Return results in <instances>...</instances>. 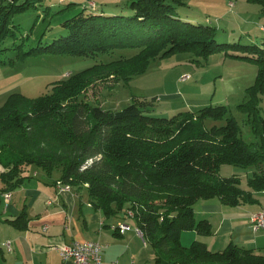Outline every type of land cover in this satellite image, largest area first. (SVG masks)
<instances>
[{
	"label": "trees",
	"instance_id": "1",
	"mask_svg": "<svg viewBox=\"0 0 264 264\" xmlns=\"http://www.w3.org/2000/svg\"><path fill=\"white\" fill-rule=\"evenodd\" d=\"M39 1L1 0L0 65L44 53L96 57L117 49L136 52L69 74L37 97L17 92L6 97L0 106L3 189L18 187L31 167L48 175L58 171L60 182L84 188L92 207L105 217L126 218L131 211L135 227L154 251L155 264H264V255L233 242L215 251L198 239L189 246L180 243L185 230L212 233L206 219L195 218L198 199L217 197L237 206L256 203L254 192L264 191V114L258 107L264 93V48L218 42L214 26L178 14L176 6L184 0H117L127 12L105 14L84 7L62 21L66 34L22 50L23 43L15 41L19 25L12 18ZM248 1L264 8V0ZM8 37L13 42L5 46L2 41ZM8 50L17 51L14 58L4 57ZM181 51L203 58L223 51L257 63L246 100L237 104L245 115L240 123L224 104L164 117L152 115L153 103L145 100L112 110L80 99L94 81H125L144 72L152 59ZM207 119L224 122L206 127ZM243 126L251 140L244 137ZM222 164L250 168L246 187L237 174L220 175Z\"/></svg>",
	"mask_w": 264,
	"mask_h": 264
},
{
	"label": "rangeland",
	"instance_id": "2",
	"mask_svg": "<svg viewBox=\"0 0 264 264\" xmlns=\"http://www.w3.org/2000/svg\"><path fill=\"white\" fill-rule=\"evenodd\" d=\"M184 1L185 4L176 6L178 14L193 22L214 26L218 42L257 44L264 48L262 4L248 0ZM68 3L73 4L65 8ZM120 4L117 0H40L36 7L12 18L13 23L19 25L20 32L15 41L22 42V50H27L40 39L42 42H49L54 37L66 34L62 21L84 7L89 8L88 10H103L105 14L127 12ZM25 35L26 38H22ZM12 42L13 39L8 37L2 44L10 46ZM16 52L8 50L4 57L14 58ZM135 52L136 49L127 48L96 57L44 53L14 59L11 64L0 65V106L10 93L17 92L34 98L48 92L53 82L65 79L69 74L94 63L108 61L120 55L131 56ZM258 68L255 62L230 57L223 51L206 58L191 51H181L163 59H152L144 72L125 81L115 82L110 78L94 81L80 99L90 105L112 110H119L135 99L145 100L153 103L152 115L164 117H170L179 111H195L208 104H224L228 114L231 113L240 123L245 115L237 109V104L246 100L245 89L254 83ZM258 107L260 113L264 114V93L259 95ZM223 122V119H207L205 126ZM242 130L247 140L253 138L247 126H243ZM219 173L222 176H241L242 186L246 187L245 180L251 174V169L222 164ZM126 222L131 230L125 237H131V244L138 248L146 245L148 251H151L150 243L133 228V219H126ZM191 234V230L182 232L180 243L183 246L190 245L193 240Z\"/></svg>",
	"mask_w": 264,
	"mask_h": 264
},
{
	"label": "crops",
	"instance_id": "3",
	"mask_svg": "<svg viewBox=\"0 0 264 264\" xmlns=\"http://www.w3.org/2000/svg\"><path fill=\"white\" fill-rule=\"evenodd\" d=\"M59 176L58 171L48 175L31 167L27 178L12 190L3 189L0 181V264H74L62 260L56 249L72 240L100 242L105 264H155L153 249L134 247L131 237H125L131 229L121 233L112 227L130 218L105 217L92 207L84 188L61 191ZM254 197L256 203L237 206L225 205L217 197L198 199L193 205L195 218L206 219L212 233L191 230L190 237L213 251L233 242L264 255V229L253 231L249 224L250 214L264 209V191L254 192Z\"/></svg>",
	"mask_w": 264,
	"mask_h": 264
},
{
	"label": "built area",
	"instance_id": "4",
	"mask_svg": "<svg viewBox=\"0 0 264 264\" xmlns=\"http://www.w3.org/2000/svg\"><path fill=\"white\" fill-rule=\"evenodd\" d=\"M62 2L63 0H59ZM58 188L61 191L70 190V185L63 184L60 181H57ZM10 197V193H6V198ZM127 218L132 219V212L127 211ZM249 224L253 231H259L264 229V209L255 211L249 216ZM114 229L123 233L131 229L130 225L127 223H117L112 226ZM135 230L138 234L140 231L135 227ZM9 248V243H7ZM103 245L94 240H85V241H77L72 240L68 243H64L56 246L58 254L62 258V260H71L74 264H105L102 260V251ZM108 264H117L116 262H111Z\"/></svg>",
	"mask_w": 264,
	"mask_h": 264
}]
</instances>
